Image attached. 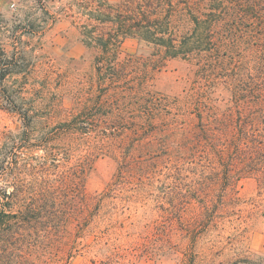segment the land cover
I'll return each mask as SVG.
<instances>
[{"label":"trees","instance_id":"trees-1","mask_svg":"<svg viewBox=\"0 0 264 264\" xmlns=\"http://www.w3.org/2000/svg\"><path fill=\"white\" fill-rule=\"evenodd\" d=\"M74 4L86 17L80 41L94 71L70 108L49 107L50 116L32 121L30 137L20 131L18 150L0 161V264H50L60 225L89 229L115 194L151 207L134 257L194 264L193 247L218 225L238 182L264 185V0ZM7 30L0 22V36ZM126 39L152 52L120 59ZM20 54L0 44V83L21 73ZM170 59L190 68L181 94L156 90ZM100 157L116 170L104 191L89 194L87 173ZM71 256L56 263L70 264Z\"/></svg>","mask_w":264,"mask_h":264},{"label":"rangeland","instance_id":"rangeland-1","mask_svg":"<svg viewBox=\"0 0 264 264\" xmlns=\"http://www.w3.org/2000/svg\"><path fill=\"white\" fill-rule=\"evenodd\" d=\"M77 1L0 0V22L8 29L1 34L0 44L7 54L13 52L17 58L20 51L25 52L20 54L17 65L21 73L8 76L0 83V161L9 160L18 150L20 131L30 137L37 125L32 122L34 119L42 121L50 116L51 106L70 108L74 97L88 84L94 71V58L80 41L78 26L86 17L78 13L74 4ZM107 1L115 3L117 0ZM16 26H19L20 44L12 43L10 38ZM38 26L42 27L41 32L31 37L29 31H38ZM151 52L135 40L126 39L120 59L127 54L146 58ZM155 78L156 90L177 95L188 87L191 72L183 61L170 59ZM8 95H11V104L2 98ZM115 170L113 160L96 159L87 173L86 191L89 194L104 191ZM260 183L251 178L238 182L235 193L227 198V208L217 214L221 215L218 225L204 233L193 247L194 264H246L245 259L251 264H264V185ZM115 195L107 201L110 206L105 216L95 217L89 229L82 231L74 221L60 225L53 236L57 241L54 255L50 254V264H57V258L69 251L70 264H93L91 261L96 264H179L177 258L169 255L155 259L134 257L130 248L145 235L142 218L147 211L149 215L151 207L142 206L139 201H123ZM135 221L139 222L132 224Z\"/></svg>","mask_w":264,"mask_h":264},{"label":"built area","instance_id":"built-area-1","mask_svg":"<svg viewBox=\"0 0 264 264\" xmlns=\"http://www.w3.org/2000/svg\"><path fill=\"white\" fill-rule=\"evenodd\" d=\"M11 6H12L11 8L14 9V8H13V5H11Z\"/></svg>","mask_w":264,"mask_h":264}]
</instances>
